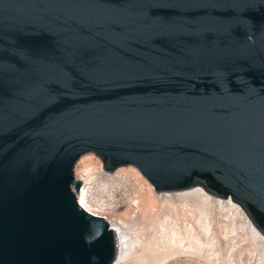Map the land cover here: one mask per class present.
Instances as JSON below:
<instances>
[{"label": "water", "instance_id": "water-1", "mask_svg": "<svg viewBox=\"0 0 264 264\" xmlns=\"http://www.w3.org/2000/svg\"><path fill=\"white\" fill-rule=\"evenodd\" d=\"M85 153L264 237V0H0V264L112 263Z\"/></svg>", "mask_w": 264, "mask_h": 264}, {"label": "rangeland", "instance_id": "rangeland-1", "mask_svg": "<svg viewBox=\"0 0 264 264\" xmlns=\"http://www.w3.org/2000/svg\"><path fill=\"white\" fill-rule=\"evenodd\" d=\"M77 161L84 166L83 169L85 171H74V166ZM98 165L101 167L100 171H97ZM117 169L127 171L128 173H135L150 188L151 193L158 197L160 203H155L152 204V206H149L151 200L147 197L144 189L140 188V190L138 191L137 189L135 193L136 208L134 209H129V200L116 208V210H110V207L107 209L92 208L88 212L102 217L108 225L111 221L110 218H116L126 224L125 226L131 235L130 237H125L127 240L131 241V245L127 246V248H131L132 251L122 264H145V259L141 256V251H135V248L139 249L141 247L144 252H147L149 255V253L152 252V249L160 244L156 241H158L161 236H167L170 234V222L176 221L177 223H181L182 220H185L187 217L183 215V211L179 207L172 206L171 209L168 204H164V201L166 200H162L161 196L164 195L165 192H153L151 186L146 180L130 165L120 166L111 171H106L102 168L101 161L98 157L92 153H85L79 156L73 164L72 177L74 180H78L82 186L83 181L79 177V174H81V172H88L87 178H89L87 180L92 184L94 182L93 185L96 186L98 185L97 175L99 172L112 174ZM87 180L85 182H89ZM192 189H195V192L199 195L205 193L199 187ZM193 193L194 192L189 194L192 195L190 197H181L183 200L175 198L170 202L185 203L188 208L190 207L189 209L192 215L190 214L191 218H189V221L193 220L190 224H192L194 228L193 234L195 240L193 243L194 249L191 253L197 256L195 259H206L207 264H264V248L260 239L254 234L252 228L246 224L247 217L244 212H242V209L237 204L232 203V205L225 203V200L227 199L215 198L209 195L211 200L207 206L208 212L206 216L208 217V223H212V228L207 235H204L195 221L198 210H203L205 208H200L199 203L197 202V197L193 196ZM101 200L105 199L101 198ZM186 223H188L187 220ZM133 231H136V233L133 234ZM175 246L176 245H173L172 248L167 247L166 250L159 252L158 256L164 258V256L174 253L178 250Z\"/></svg>", "mask_w": 264, "mask_h": 264}, {"label": "bare ground", "instance_id": "bare-ground-1", "mask_svg": "<svg viewBox=\"0 0 264 264\" xmlns=\"http://www.w3.org/2000/svg\"><path fill=\"white\" fill-rule=\"evenodd\" d=\"M83 168L84 166L77 161L74 166L75 169L74 171L76 170L85 171ZM100 170L101 167L100 165H98L97 171ZM87 173L81 172V174H79V177L82 179L83 184L82 186L80 185L78 192L75 193L76 201L87 212L92 208L107 209L108 207H110L111 208L110 210H116V208L120 207L126 201L128 202L129 200H130V204L128 205L129 209H134L136 208L135 193L136 190L138 189L139 191L140 188L144 189V192H146L147 197L149 198V200H151L149 202V206H152V204L155 203L156 204L160 203L158 197H156V195H153L151 193L150 188L135 173L132 172L128 173L127 171H123L121 169H117L112 174L97 172L98 185L96 186L93 185L94 182L92 180L91 181L93 182V184L89 180H87L89 178V177L87 178L88 176ZM86 180L89 182H85ZM189 189H186V191L182 190L184 192L175 191L177 193L165 192V194L161 196L162 200H166L164 201V204H168L171 209L172 206L179 207L183 211V215L187 218L185 220L183 219L181 223H177L176 221H171L170 222L171 226L169 227L170 234L167 236H161L158 239V241H156L159 242L160 244L157 245L155 248H153L152 252L149 253V255L147 252H144V250L141 247L139 249L135 248V251H141V256L143 257V259H145V264H207L206 259H195V257L197 256L191 253V251H193L194 249L193 243L195 240L193 234L194 228L193 225L190 224V222H192L193 220L191 219L192 221H189V218H191L190 217L191 211L189 209L190 207L188 208L185 205V203L170 202L172 199L175 198L178 200L180 199L183 200L181 197L184 196L190 197L192 195L189 194L194 192L193 196L197 197L198 200L197 202L199 203L200 208H205L203 210H198L195 222L201 229L202 233L204 235H207L209 233V230H211L212 228V223L211 222L208 223V217L206 216L208 212L207 206L209 205L211 198L206 193L204 194L202 193V195H199L198 193L195 192V189L187 191ZM160 193H164V192H160ZM101 198H104L105 200H101ZM225 199L227 200H225L226 202L225 201L224 202L227 204L234 203L228 198ZM110 219H111L110 224L108 225V223L107 222L106 223L112 231L115 242V256L111 264H122L126 260V258H128L129 253L132 251L131 248L129 249L127 248V246L131 245V241L125 238L126 236L130 237L131 235L129 234L128 229L125 226L126 224H124L120 220H117L116 218L113 219L110 218ZM186 220L188 221V223H186ZM246 224L252 228L254 234L258 237V239H260L262 246L264 248V237L251 225L248 219H246ZM135 233L136 231H133V234ZM173 245H176L175 247L178 248L177 251H175L174 253H170L167 256H164V258H160L158 256L159 252L166 250L167 247L172 248Z\"/></svg>", "mask_w": 264, "mask_h": 264}]
</instances>
